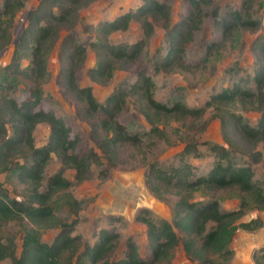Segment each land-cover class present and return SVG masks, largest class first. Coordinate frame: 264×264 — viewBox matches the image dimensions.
Returning a JSON list of instances; mask_svg holds the SVG:
<instances>
[{
    "label": "trees",
    "instance_id": "16d2710c",
    "mask_svg": "<svg viewBox=\"0 0 264 264\" xmlns=\"http://www.w3.org/2000/svg\"><path fill=\"white\" fill-rule=\"evenodd\" d=\"M93 1L39 0L27 12L26 25L14 44L10 61L0 67V171L13 170L18 182L26 185L23 198L16 199L0 182V262L9 259L10 264L170 263L175 248L180 244L186 258L197 264H228L233 256L230 243L236 230L253 231L262 226L260 219L239 222L249 207L264 212V183H257L253 179L254 172L250 165L231 163L228 148L242 150L254 162H259L264 154V37H256L252 42L258 65L253 79L255 90L238 85L226 87L210 95L199 107L188 106L180 98L165 103L155 99L150 75L139 71L126 89H115L103 102H99L91 86L78 84V72L84 63L87 45L80 41L74 31L79 23V10ZM213 1L184 0L186 13L176 24L170 23V6L160 0H142V4L135 9L111 20L98 22L95 40L89 44L95 55V63L86 72L88 78L95 83L107 84L118 64L138 61L156 22L165 29L166 52L155 62V71H197L199 64L184 60L185 47L191 41L193 32L200 28L206 15L205 7ZM256 1L261 0H241L243 12L229 8L220 16L217 9L211 10L216 38L207 46V55L224 48L234 31H256L264 25V19L254 18L251 14ZM25 2L2 1L0 50L11 43L15 18ZM132 22L140 25V39L133 43L110 41L112 33L128 29ZM61 31L65 33L58 46L59 70L55 83L62 95L74 100L76 116L88 122V136L100 154L92 148H81V138L71 136L65 121L53 109L42 106V82L48 75L47 56ZM23 59L28 60L24 67L21 64ZM9 77L28 81L26 99L17 101L1 92L5 79ZM128 97L149 124L148 134L157 138L167 139L160 124L170 121L193 122L189 126L192 133L183 138L184 146L178 164L149 162L146 166L145 183L155 196L163 200L168 194L177 196L172 207L171 222L156 220L145 209L136 216L147 228L151 249L149 260L139 256L132 239L127 240L123 257L110 259L119 242V233L106 228L98 231L92 245L86 244L80 249L81 237L73 235V231L82 203L72 195L69 190L72 182L64 176L65 169L71 168L75 172V180L81 182L87 178L92 164L102 165V159H105L114 166L121 148L142 147V136L131 132L117 119ZM235 102L245 111L260 112L257 125H250L241 115L230 110L229 107ZM209 108L213 111L212 116L220 121L222 137L228 148L212 145L216 160L206 174L197 175L188 161L189 157L200 154L194 135V122L201 119ZM40 123L48 125L49 133L47 141L37 147L33 132ZM258 144H261L263 153L256 150ZM17 154L23 155L22 162L14 158ZM52 155L60 161L61 167L49 175L43 184L45 167ZM11 157L16 160L12 162ZM202 187L211 190L235 187L240 195L238 207L225 211L221 210L215 199L191 201V193ZM58 191L63 192L64 204L75 216L70 221L57 216L53 209L51 199ZM10 221H19L22 225L19 255L15 237L5 232ZM51 228L57 229V234L51 243L43 242L42 232ZM175 228L182 232V238ZM253 260L255 264H264V247L254 253Z\"/></svg>",
    "mask_w": 264,
    "mask_h": 264
},
{
    "label": "rangeland",
    "instance_id": "374dc122",
    "mask_svg": "<svg viewBox=\"0 0 264 264\" xmlns=\"http://www.w3.org/2000/svg\"><path fill=\"white\" fill-rule=\"evenodd\" d=\"M3 0H0V6ZM170 6V23H178L186 13L184 0H160ZM39 0H26L25 6L18 12L13 26L12 40L4 49L0 50V67L5 66L11 59L14 48L13 40L18 36L21 27H25L27 12L38 4ZM142 0H95L88 6L79 10V23L74 31L80 41L87 45L86 57L78 72V84L91 86L93 95L99 102L115 89H126L135 79L139 71L150 75L153 81V94L155 99L171 103L174 99H182L188 106L199 107L209 99L210 95L226 87L234 85L242 88L255 90L254 74L257 69V60L252 50V42L256 37H264V25L256 31H234L232 39L220 50H215L207 55V46L216 38L214 17L210 14L212 9H217L218 14L223 15L229 8L242 11L241 0H214L210 6L205 7L206 15L203 17L200 28L195 30L192 39L186 44L184 60L188 63L199 64L200 67L193 73L174 69L172 71H159L154 69L155 62L166 52L165 29L161 23L154 24V31L145 46L140 59L134 63H120L117 65L111 81L107 84L92 82L86 72L93 67L95 55L89 44L95 40V27L98 22L111 20L119 14L135 9ZM254 18L264 19V0L256 1L252 8ZM65 31H61L52 50L47 56V78L42 82L44 109H53L70 128L71 136L78 135L81 138L80 146L83 149L92 148L99 153L94 142L89 138V124L75 114V102L72 98L62 95L55 83L56 74L59 70L58 46ZM21 35H19L20 37ZM18 37V38H19ZM142 37V31L138 22H132L128 29L114 32L109 39L112 43H133ZM27 59L22 60V66H26ZM4 88L1 92L9 97L22 101L28 96L29 83L27 80L9 77L5 79ZM230 110L241 115L245 122L252 126L257 125L260 117L258 111H245L238 102L233 103ZM211 108L207 109L204 116L194 122V135L198 141L199 156L189 157L188 161L194 167L197 175H203L216 160L215 153L211 150L214 144H225L218 118L212 116ZM117 119L128 127L131 132L139 133L143 139L141 148H121L115 165H110L102 159V165L92 164L85 180L77 182L75 172L71 168L64 171V176L72 182L70 192L81 201L82 208L77 213L78 222L73 235L81 237L80 249L84 245H92L97 239L100 229L106 228L119 233V242L110 259L123 257L126 242L132 239L137 246L138 254L145 260L151 259V249L147 237L146 225L136 219L139 211L148 210L151 216L158 219L172 221V207L177 200L175 194L166 195V199H159L147 187L145 183V171L149 162H157L160 165L178 164L181 151L184 146L185 136L192 133L189 126L191 120L184 123L170 121L160 124L167 139L157 138L148 134L149 124L138 112L131 101L126 103L119 112ZM49 133L46 123L36 126L33 137L37 147L42 146ZM229 160L234 165H250L254 172L253 179L257 183H264V154L259 162L252 161L242 150L228 148ZM256 150L263 153L261 144ZM100 154V153H99ZM19 156V157H18ZM23 155L17 154V160L23 161ZM146 158L143 160V157ZM10 158L12 162L16 159ZM61 167L60 161L55 155L45 167L46 178L57 172ZM16 172L0 171V182L8 190L11 197L22 199L26 185L18 182ZM215 199L219 202L221 210H232L238 207L240 195L235 187L230 189H205L200 188L191 193V201L205 202ZM52 206L57 216L70 221L75 216L70 213L63 201V192L58 191L52 196ZM250 204V201L248 202ZM251 219H260L262 226L253 231L236 230L230 243L233 256L228 264H255L253 255L264 247V212L248 208L239 222H247ZM178 236L183 234L175 228ZM5 232L15 237L18 245L17 255L21 248L22 225L19 221H10L5 227ZM58 230L51 228L42 232V241L51 243ZM0 264H10L6 259ZM156 264H197L186 258L182 246L179 244L174 252L170 263L158 262Z\"/></svg>",
    "mask_w": 264,
    "mask_h": 264
},
{
    "label": "water",
    "instance_id": "95a60500",
    "mask_svg": "<svg viewBox=\"0 0 264 264\" xmlns=\"http://www.w3.org/2000/svg\"><path fill=\"white\" fill-rule=\"evenodd\" d=\"M22 30H23V27L20 28L19 33H18V36L13 40V44L16 43V41H17L19 35H21V33H22Z\"/></svg>",
    "mask_w": 264,
    "mask_h": 264
}]
</instances>
